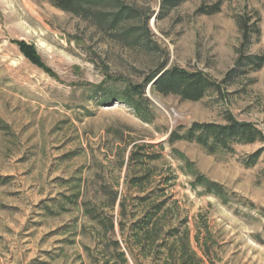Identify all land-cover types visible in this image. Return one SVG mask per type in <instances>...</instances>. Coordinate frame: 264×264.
I'll use <instances>...</instances> for the list:
<instances>
[{"label": "rangeland", "instance_id": "374dc122", "mask_svg": "<svg viewBox=\"0 0 264 264\" xmlns=\"http://www.w3.org/2000/svg\"><path fill=\"white\" fill-rule=\"evenodd\" d=\"M123 1L143 12L120 25L134 28L127 38L50 0H0V264H97L96 224L63 196L77 182L83 200L97 202L103 185L129 192L126 160L135 143L154 144L146 152L161 155L159 180L171 167L167 190L177 213L192 235L195 223H207L216 264H264V141L217 155L192 142H166L178 125L223 123L226 114L264 133V65L200 101L154 95L148 85L156 111L150 124L97 95L101 87L141 82L158 67L198 69L220 81L237 58V17L259 14L260 36L248 52L264 54V0H227L212 15L194 13L211 0H186L162 18L160 0ZM137 29L151 48L134 40ZM173 149L220 183L229 201L193 189ZM115 237L121 239L117 229Z\"/></svg>", "mask_w": 264, "mask_h": 264}, {"label": "trees", "instance_id": "16d2710c", "mask_svg": "<svg viewBox=\"0 0 264 264\" xmlns=\"http://www.w3.org/2000/svg\"><path fill=\"white\" fill-rule=\"evenodd\" d=\"M52 5L73 15L83 18L93 17L102 28L113 31L115 35L127 38L134 31L118 30L122 23L130 18H143L138 8L125 4L123 0H50ZM186 0H160L158 17H165L172 9ZM227 0H211L201 3L195 10L196 15H212L221 11ZM148 21L149 16L144 17ZM260 17L254 11L237 17L240 42L236 48L235 65L220 80L198 69H186L178 66L158 67L141 82L126 81L119 87L98 88L97 95L101 103L116 101L129 107L134 115L144 123H152L156 111L146 87L151 94L173 95L184 101H200L208 93H221L225 85L232 84L238 77L257 71L264 65V54H251L248 48L260 36ZM142 31L135 32V39L144 43L147 39ZM192 142L211 155L233 154L235 145L252 144L264 141L261 129L248 121H239L226 114L223 123L194 121L188 126L178 125L169 131L166 142ZM162 147V144H158ZM154 144H133L126 160V187L129 192L118 193L112 187L101 186L102 196L97 202L83 200L80 183L72 185L74 190L64 195L76 207L83 208V215L96 224L97 236H92L99 247L97 264H216L212 248V237L207 223L201 226L195 223L194 234L188 226L187 217L177 213V201L167 190L169 180L174 179L171 167L169 174L159 180L156 174V161L161 157L158 152H146ZM172 153L182 161L178 168L191 177L190 186L201 187L205 193L213 194L222 203L229 201V193L218 182L201 173L195 164L176 149ZM261 151L245 158L246 165L256 162ZM152 162V166L147 163ZM123 166V160L120 161ZM132 191V193H131ZM62 205V201H59ZM264 211V208L262 209ZM118 230L121 239L115 237Z\"/></svg>", "mask_w": 264, "mask_h": 264}]
</instances>
